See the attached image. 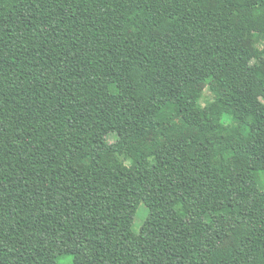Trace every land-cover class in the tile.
Wrapping results in <instances>:
<instances>
[{
  "label": "trees",
  "instance_id": "16d2710c",
  "mask_svg": "<svg viewBox=\"0 0 264 264\" xmlns=\"http://www.w3.org/2000/svg\"><path fill=\"white\" fill-rule=\"evenodd\" d=\"M262 40L264 0H0V264H264Z\"/></svg>",
  "mask_w": 264,
  "mask_h": 264
},
{
  "label": "clouds",
  "instance_id": "9594fccd",
  "mask_svg": "<svg viewBox=\"0 0 264 264\" xmlns=\"http://www.w3.org/2000/svg\"><path fill=\"white\" fill-rule=\"evenodd\" d=\"M256 35V34H254ZM256 47L264 49V40L261 41V43L259 45H256ZM257 75H261L259 72L257 73ZM262 78H264V76H262ZM206 82V87L204 89V92H201L200 95V99L197 100V107L200 109H203L206 106V102L204 101V96L206 93L210 92V88L207 87V83ZM110 91L113 94H118V89L116 87L115 84L110 85ZM213 96H215V93H213ZM214 102L212 100L207 101V103H211ZM260 102L262 104H264V97L260 98ZM254 119L253 117H249V120ZM222 125H232L233 127L237 126L239 124V121L235 118V116L232 114L231 110L225 112L222 114L221 119L219 121ZM241 133L247 137L250 133V129L248 128L247 125H244L240 128ZM118 139V136L116 133H110L109 136L106 138V143L111 144L113 143L115 140ZM160 140L163 142L164 137L161 136ZM232 155H234L232 152H225L224 156L225 158H229ZM117 159L120 161H123L124 163V168L127 170H131L134 167V161L131 158H125V156L119 155L117 154ZM216 160L219 159V157H215ZM81 163L85 166L90 164V158H85L81 161ZM156 160L154 157H149V164H155ZM255 176L256 179V184L259 186V189L261 192H264V171H257L256 173L253 174ZM176 210L178 212H180L181 215H183L182 212V205L181 204H177L176 206ZM150 212L147 209L146 206H144L143 204L139 205V210L136 213V220L133 224V226L131 227V231L137 235H139V230L143 224V222L147 219V217L149 216ZM206 219L208 220L209 223H211V219L206 217ZM74 259H77L76 257L72 256V255H63V256H59L57 258V264H73Z\"/></svg>",
  "mask_w": 264,
  "mask_h": 264
},
{
  "label": "rangeland",
  "instance_id": "374dc122",
  "mask_svg": "<svg viewBox=\"0 0 264 264\" xmlns=\"http://www.w3.org/2000/svg\"><path fill=\"white\" fill-rule=\"evenodd\" d=\"M212 98V95H211V93L210 92H208V93H206L205 94V96H204V101L207 103V101H209L210 99ZM143 204V203H142ZM144 206H146L145 204H143ZM147 207V206H146ZM147 209H148V207H147ZM138 210H139V207H138ZM137 210V211H138ZM137 213V212H136ZM135 220H136V214H135V218H134V222H135ZM144 223V222H143ZM134 224V223H133ZM142 227V226H141ZM140 230H141V228H140ZM140 230H139V232H140ZM65 255H69V254H65ZM63 256V255H62ZM73 256V255H72ZM73 264H74V261H73Z\"/></svg>",
  "mask_w": 264,
  "mask_h": 264
}]
</instances>
